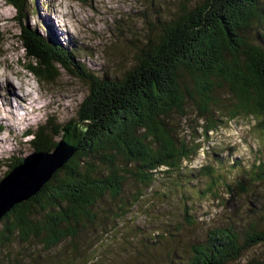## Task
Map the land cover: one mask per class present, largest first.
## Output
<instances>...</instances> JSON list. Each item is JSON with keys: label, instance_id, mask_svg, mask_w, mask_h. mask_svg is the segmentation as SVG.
<instances>
[{"label": "trees", "instance_id": "obj_1", "mask_svg": "<svg viewBox=\"0 0 264 264\" xmlns=\"http://www.w3.org/2000/svg\"><path fill=\"white\" fill-rule=\"evenodd\" d=\"M30 1L5 0L18 14L19 38L29 60L26 68L38 81L54 82L64 70L88 85L76 121L84 136L78 151L40 192L0 220V247L12 240H39L51 249L73 241L93 223L100 203L121 198L128 180L149 187L160 173L181 172L183 162H191L202 148L180 137L174 122L175 117H186L189 103L196 108V120L202 121L203 139L219 129L218 123L237 118L253 119L250 131L264 133V1L203 0L182 9L139 49L135 65L120 81L87 69L78 56L81 47L61 44L48 23L44 34L24 24ZM24 133L32 136L34 153L50 152L58 144H50L46 125ZM23 161L19 159L6 175ZM257 162L248 171V185L237 183L241 192L264 182V162ZM198 173L206 181L203 189L191 185L197 175H183L175 183L188 196L184 195V216L190 224L191 198L216 199L219 187L232 193L218 167L206 165ZM257 245H264V231L256 224L248 225L243 236L234 227L215 228L190 247L184 264H230Z\"/></svg>", "mask_w": 264, "mask_h": 264}, {"label": "rangeland", "instance_id": "obj_2", "mask_svg": "<svg viewBox=\"0 0 264 264\" xmlns=\"http://www.w3.org/2000/svg\"><path fill=\"white\" fill-rule=\"evenodd\" d=\"M202 1L31 0L24 24L39 28L42 34L43 25L49 24L61 44L81 47L78 56L87 69L120 81L135 65L139 49L160 34L164 22ZM17 15L12 6L0 0V81L9 76L17 94L11 97L4 93L0 100V142L4 141L0 180L19 159L34 153L32 136L24 132L46 125L50 144L59 142L62 134H57L58 128L77 123L80 106L89 93L86 83L64 70L49 83L29 73ZM16 71L18 76L13 73ZM219 95L226 98L224 91ZM18 97L28 103L25 110H19L25 105L22 100L17 102ZM35 99L38 102L30 108ZM50 102L56 105L47 108ZM196 114L193 103H189L186 117H175L180 137L195 140L202 147L191 162H183L181 172L160 173L149 187L128 180L121 198L100 203L93 223H87L75 240H65L51 249L39 240H12L0 247V264H184L190 247L204 241L215 228L234 227L243 236L248 225L256 224L264 231V182L248 186L245 193L236 186L241 182L248 185L251 166L258 160L264 162V133L250 131L253 119L237 118L218 123L219 129L209 131L203 139L202 121L196 120ZM215 159L220 160L218 165ZM206 165L218 167V174L230 183L232 193L219 187L216 199L191 198L187 202L188 209L193 205L190 224L184 216V195L188 196L176 189L175 183L183 175H197L199 179L191 185L197 183L203 189L206 181L198 171ZM251 259L264 261V245L251 248L230 264H245Z\"/></svg>", "mask_w": 264, "mask_h": 264}, {"label": "water", "instance_id": "obj_3", "mask_svg": "<svg viewBox=\"0 0 264 264\" xmlns=\"http://www.w3.org/2000/svg\"><path fill=\"white\" fill-rule=\"evenodd\" d=\"M78 124L65 125L61 140L52 151L25 157L21 164L0 180V220L14 206L37 195L53 174L78 151L84 136Z\"/></svg>", "mask_w": 264, "mask_h": 264}, {"label": "bare ground", "instance_id": "obj_4", "mask_svg": "<svg viewBox=\"0 0 264 264\" xmlns=\"http://www.w3.org/2000/svg\"><path fill=\"white\" fill-rule=\"evenodd\" d=\"M7 67H9L8 64H7ZM13 73L15 75H17V76L19 74L17 71L13 72ZM15 86H16V84L13 83V81L10 79V77L9 76H5L4 79H2V81H0V100H2V98L4 97L3 96L4 93H6L7 95H9L11 97L14 96V95H17ZM19 100L24 101V105H25L23 107L20 106L19 110H25V108H27V106H28V103L23 98H19L18 97V101L17 102H19ZM37 102L38 101L36 99L32 100V102H30V104H29L30 108L32 107L33 104H36ZM53 105H56V102H50L49 104H47V106H48L47 108H50V106H53ZM33 112H36V111L33 109ZM21 119H23V121H27L28 120L27 118H23V117H21ZM3 147H4V141L0 142V150H2Z\"/></svg>", "mask_w": 264, "mask_h": 264}]
</instances>
